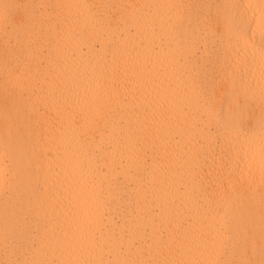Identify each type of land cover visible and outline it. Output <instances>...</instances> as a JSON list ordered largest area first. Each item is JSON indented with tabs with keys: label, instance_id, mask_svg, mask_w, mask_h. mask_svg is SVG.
Instances as JSON below:
<instances>
[{
	"label": "bare ground",
	"instance_id": "6f19581e",
	"mask_svg": "<svg viewBox=\"0 0 264 264\" xmlns=\"http://www.w3.org/2000/svg\"><path fill=\"white\" fill-rule=\"evenodd\" d=\"M262 4L0 0V264H264Z\"/></svg>",
	"mask_w": 264,
	"mask_h": 264
},
{
	"label": "snow or ice",
	"instance_id": "6c2138e0",
	"mask_svg": "<svg viewBox=\"0 0 264 264\" xmlns=\"http://www.w3.org/2000/svg\"><path fill=\"white\" fill-rule=\"evenodd\" d=\"M231 7L233 9L239 10L237 13V17L240 20V29L241 31H243L244 23L246 22V17L244 15L245 5L235 4V5H231ZM261 16L264 17V4L261 5ZM242 126H243V121H240V123L236 126V129H235L237 134H239V132L241 131Z\"/></svg>",
	"mask_w": 264,
	"mask_h": 264
}]
</instances>
